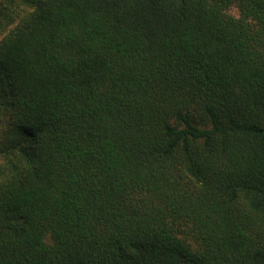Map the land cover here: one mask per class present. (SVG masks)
<instances>
[{"label": "trees", "instance_id": "1", "mask_svg": "<svg viewBox=\"0 0 264 264\" xmlns=\"http://www.w3.org/2000/svg\"><path fill=\"white\" fill-rule=\"evenodd\" d=\"M0 264H264V0H0Z\"/></svg>", "mask_w": 264, "mask_h": 264}, {"label": "rangeland", "instance_id": "2", "mask_svg": "<svg viewBox=\"0 0 264 264\" xmlns=\"http://www.w3.org/2000/svg\"><path fill=\"white\" fill-rule=\"evenodd\" d=\"M233 13L237 14V11L235 9H232L231 10Z\"/></svg>", "mask_w": 264, "mask_h": 264}]
</instances>
